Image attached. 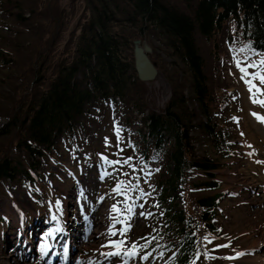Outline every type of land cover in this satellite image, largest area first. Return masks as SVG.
<instances>
[{
  "label": "rangeland",
  "instance_id": "374dc122",
  "mask_svg": "<svg viewBox=\"0 0 264 264\" xmlns=\"http://www.w3.org/2000/svg\"><path fill=\"white\" fill-rule=\"evenodd\" d=\"M14 10L28 20L14 19ZM87 15L84 0H0V130L11 128L5 139L0 136L5 140L0 155H15V124L8 121L25 114L30 87L44 88L55 62L71 53ZM15 33L24 34L15 39ZM137 37L151 46L149 57L166 86L154 79L141 81L136 95L145 111L160 110L170 91L162 71L170 56L149 29ZM198 45L205 71L219 81L215 108L225 105L224 118L219 119L227 122L219 123L225 125L231 146L212 170L220 194L214 232L197 221L196 197L207 194L195 185L205 178L203 172L186 170L177 180L174 202L185 220L189 215L197 223V252L188 264H264V163H258L264 161V122L258 119L264 117V105L253 102L264 101V84L255 75H264V54L248 48L233 20L211 39L201 37ZM128 51L131 55V42ZM3 55L11 59L8 66ZM37 77L41 85L34 82ZM247 80L255 85L251 92ZM183 91L186 94V88ZM120 111L119 102L97 107L88 131L75 128L71 135L64 134L50 155L40 158L32 181L0 180V264H46L53 243L67 251V256H56L59 264H174L178 238L170 230L163 232L164 207L171 199L163 203L158 195L167 171V145L153 149L148 139L145 157L138 154L131 145L136 137L129 132L141 126L140 114L131 110L126 124ZM191 134L196 152H211L203 137ZM96 212L102 215L92 223L88 218ZM75 235L80 242L71 249L67 241ZM16 236L27 242L25 246Z\"/></svg>",
  "mask_w": 264,
  "mask_h": 264
},
{
  "label": "trees",
  "instance_id": "16d2710c",
  "mask_svg": "<svg viewBox=\"0 0 264 264\" xmlns=\"http://www.w3.org/2000/svg\"><path fill=\"white\" fill-rule=\"evenodd\" d=\"M84 1L88 15L79 24L73 50L67 58L55 62L53 76L44 88L37 91V87H30L25 114L8 121L10 126L15 124L12 146L16 153L0 155V180L32 181L40 158L50 155L61 136L71 135L75 128L85 133L96 119L97 112H92L97 107L119 102L124 123L130 122L131 110L140 114L141 126L129 132L136 137L131 145L138 154L145 157L148 139L153 149L167 145V171L158 185L161 201L171 199L164 207L163 232L170 230L178 238L174 264H188L197 252L193 234L197 223L189 215L185 220L174 202L177 180L186 170L203 172L205 178L195 185L207 194L196 197L197 221L206 231L214 232L213 212L220 194L215 191L218 181L212 170L231 146L222 126L227 121L219 119L220 115L224 118L225 105L215 108L213 94L219 81L205 71L198 40L211 39L228 20H233L248 48L264 54V0ZM10 15L19 21L28 20L19 10ZM148 29L160 38L170 56L169 65L162 70L170 91L160 110L145 111L136 95L141 81L136 78L128 49L131 40ZM24 33H15V39ZM2 57L8 66L11 59ZM177 73L182 75L177 77ZM34 80L40 85L43 82L38 77ZM10 129L2 128L0 136L5 139ZM193 132L205 139L211 152H196ZM4 141L0 140V147Z\"/></svg>",
  "mask_w": 264,
  "mask_h": 264
},
{
  "label": "water",
  "instance_id": "95a60500",
  "mask_svg": "<svg viewBox=\"0 0 264 264\" xmlns=\"http://www.w3.org/2000/svg\"><path fill=\"white\" fill-rule=\"evenodd\" d=\"M151 52V46L144 39L133 38L131 40V57L132 66L139 81H146L156 78L160 75L166 86V81L161 74V71L157 68L155 61L151 60L149 53Z\"/></svg>",
  "mask_w": 264,
  "mask_h": 264
},
{
  "label": "snow or ice",
  "instance_id": "6c2138e0",
  "mask_svg": "<svg viewBox=\"0 0 264 264\" xmlns=\"http://www.w3.org/2000/svg\"><path fill=\"white\" fill-rule=\"evenodd\" d=\"M238 63H239V62H238ZM261 63L264 64V60H262ZM251 66L255 67V65H251ZM241 72H243L245 75H247V71H246V69L241 68ZM255 75L258 76V78H259L261 84H264V75H260L259 73L255 74ZM246 83L249 85V91L251 92V91H252V88H254L255 85L252 84V81H251V80H247ZM257 91H259V89H257ZM253 102H254V103H260V104L264 105V101H261V100H256V99H254ZM253 115H255V114H253ZM258 119H260L261 122H264V117H258ZM258 163H264V161H258ZM116 190L118 191L119 189H116ZM113 210H116V209H115V206H113ZM129 227H130V226H129ZM126 230H127V229H126ZM209 242H210V241H209ZM222 246H223V245H222ZM133 247H135V246H133ZM117 254H118V253H117ZM146 258H147V257H145V259H146Z\"/></svg>",
  "mask_w": 264,
  "mask_h": 264
},
{
  "label": "bare ground",
  "instance_id": "6f19581e",
  "mask_svg": "<svg viewBox=\"0 0 264 264\" xmlns=\"http://www.w3.org/2000/svg\"><path fill=\"white\" fill-rule=\"evenodd\" d=\"M154 81L156 82L155 84H157V85H159V83H161V85H164L165 86V84H164V81H163V79H162V77L160 76V75H158L156 78H154ZM18 213V212H17ZM95 214V215H94ZM92 216H93V219H91V218H88L89 220H91V222L92 223H98L99 221V219H100V217H101V215H102V213H100V212H96V213H94ZM17 216H18V214H17ZM64 217V216H63ZM19 218V217H18ZM87 224H88V221H87ZM71 229H74V228H71ZM71 229H70V231H71ZM80 233V232H79ZM74 238H72V240L71 241H73L74 242V247H75V244H77L78 242H80V238H77V236L75 235V236H73ZM83 247H84V245H83ZM88 247V246H87ZM259 262H263V260L262 259H260L259 260Z\"/></svg>",
  "mask_w": 264,
  "mask_h": 264
}]
</instances>
